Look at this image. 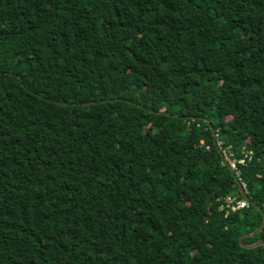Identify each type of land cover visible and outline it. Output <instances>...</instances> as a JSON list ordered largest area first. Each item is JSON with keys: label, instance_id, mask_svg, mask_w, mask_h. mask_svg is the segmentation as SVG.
<instances>
[{"label": "trees", "instance_id": "trees-1", "mask_svg": "<svg viewBox=\"0 0 264 264\" xmlns=\"http://www.w3.org/2000/svg\"><path fill=\"white\" fill-rule=\"evenodd\" d=\"M255 206L264 0H0V264H264Z\"/></svg>", "mask_w": 264, "mask_h": 264}, {"label": "built area", "instance_id": "built-area-1", "mask_svg": "<svg viewBox=\"0 0 264 264\" xmlns=\"http://www.w3.org/2000/svg\"><path fill=\"white\" fill-rule=\"evenodd\" d=\"M201 144H203V141H201ZM216 145L218 146V149L222 155V165L228 166L232 172H235L237 174L236 178L241 186V189L243 192H245L248 195V185H246L242 180L239 178L240 173L238 170V166H246L247 161L250 163V152L246 150L245 147L242 148V158H237L235 152L231 149L230 146L226 148H222V142H216ZM209 149V147H207ZM249 208V202L246 200H238L236 197H228L226 199V206L225 209L227 210V215L230 213H236L241 210H245ZM228 217V216H227Z\"/></svg>", "mask_w": 264, "mask_h": 264}, {"label": "water", "instance_id": "water-1", "mask_svg": "<svg viewBox=\"0 0 264 264\" xmlns=\"http://www.w3.org/2000/svg\"><path fill=\"white\" fill-rule=\"evenodd\" d=\"M89 104H96V102L89 103ZM89 104H88V105H89ZM236 183H237V185H239L238 181H237ZM243 193H244V198H245V200L249 202V196H248L245 192H243ZM255 208H256V209L258 210V212L261 214V216H262V218H263V223H262V225H261L258 229H256V230L253 231L252 233L246 234V235H244V236H242V237L240 238V242H241V244H242L244 247H246V248H255V247H258V246H263V247H264V242H263V241H259V242L255 243V244H253V245H249V246H248V245H245V244L243 243V240H244L245 238H248V237L254 236V235H256L257 233L263 231V229H264V212L262 211L261 208H259V207H257V206H255Z\"/></svg>", "mask_w": 264, "mask_h": 264}, {"label": "rangeland", "instance_id": "rangeland-1", "mask_svg": "<svg viewBox=\"0 0 264 264\" xmlns=\"http://www.w3.org/2000/svg\"><path fill=\"white\" fill-rule=\"evenodd\" d=\"M246 142H248V140Z\"/></svg>", "mask_w": 264, "mask_h": 264}]
</instances>
